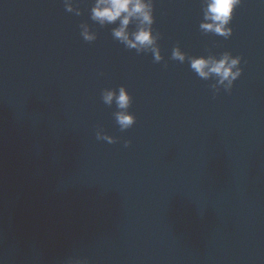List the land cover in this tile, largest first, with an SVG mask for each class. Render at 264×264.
<instances>
[{
	"label": "water",
	"instance_id": "95a60500",
	"mask_svg": "<svg viewBox=\"0 0 264 264\" xmlns=\"http://www.w3.org/2000/svg\"><path fill=\"white\" fill-rule=\"evenodd\" d=\"M96 3L0 0V264H264V0L228 36L208 0H150L159 61ZM225 53L230 86L191 67Z\"/></svg>",
	"mask_w": 264,
	"mask_h": 264
},
{
	"label": "clouds",
	"instance_id": "9594fccd",
	"mask_svg": "<svg viewBox=\"0 0 264 264\" xmlns=\"http://www.w3.org/2000/svg\"><path fill=\"white\" fill-rule=\"evenodd\" d=\"M241 3V0H208L205 22L201 24L204 31H213L220 35L228 36L232 29L228 27L235 8ZM71 6L69 5V8ZM92 16L101 23H114L120 21V27L114 30V36L125 42L128 47L142 49L152 47L155 52V59H161L159 49L154 47L156 37L152 34L150 25L154 21L152 14V4L150 0H97L96 5L92 9ZM138 20L141 27L134 33L128 32V26L133 21ZM87 40L94 39V36L87 31L84 32ZM174 58L183 60L184 53L179 48L174 51ZM240 57H232L230 53H225L223 58H194L191 63L192 69L201 77H208L215 73L220 77L221 82L227 80L229 86L241 74L243 69L239 68ZM116 96L114 91H107L104 94L106 103H111L113 97ZM116 102L119 107L124 109L131 102L130 94L127 89L121 87L119 95L116 96ZM134 116L127 112L117 114L118 123L127 128L134 123Z\"/></svg>",
	"mask_w": 264,
	"mask_h": 264
}]
</instances>
